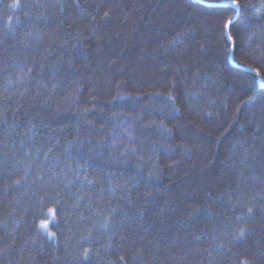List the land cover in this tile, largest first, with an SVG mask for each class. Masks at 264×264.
Wrapping results in <instances>:
<instances>
[{"label": "trees", "instance_id": "obj_1", "mask_svg": "<svg viewBox=\"0 0 264 264\" xmlns=\"http://www.w3.org/2000/svg\"><path fill=\"white\" fill-rule=\"evenodd\" d=\"M218 3L0 0V264H264V0Z\"/></svg>", "mask_w": 264, "mask_h": 264}, {"label": "snow or ice", "instance_id": "obj_2", "mask_svg": "<svg viewBox=\"0 0 264 264\" xmlns=\"http://www.w3.org/2000/svg\"><path fill=\"white\" fill-rule=\"evenodd\" d=\"M13 6H16L15 4ZM217 8H219L222 11H228L229 9L235 10L238 8V0H219V3L216 5ZM107 15V13L105 14ZM233 21L232 18L229 17L223 24V29H224V34L226 36V41H231L232 37L228 35V30L230 29ZM234 43V42H233ZM227 54L228 55H234V49L233 48H228L227 49ZM257 76H259V73H257ZM249 212L252 211L251 208L248 209ZM42 228H47V224H41ZM244 230L240 229L239 232L236 233L237 237L242 238L244 236ZM87 255V250L85 251V256ZM241 264H246V262H241Z\"/></svg>", "mask_w": 264, "mask_h": 264}, {"label": "rangeland", "instance_id": "obj_3", "mask_svg": "<svg viewBox=\"0 0 264 264\" xmlns=\"http://www.w3.org/2000/svg\"><path fill=\"white\" fill-rule=\"evenodd\" d=\"M229 57H230V59L233 61L232 56L230 55ZM257 84H258L259 86H264V79L258 78V79H257ZM44 223L48 224L46 221H42V222L40 223V228H41L42 230L46 231L47 228L45 229V228H42V227H41V224H44ZM46 232H49V229H48Z\"/></svg>", "mask_w": 264, "mask_h": 264}]
</instances>
